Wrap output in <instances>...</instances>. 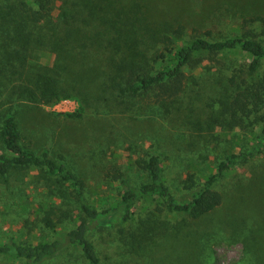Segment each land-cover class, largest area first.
Listing matches in <instances>:
<instances>
[{"label":"rangeland","instance_id":"1","mask_svg":"<svg viewBox=\"0 0 264 264\" xmlns=\"http://www.w3.org/2000/svg\"><path fill=\"white\" fill-rule=\"evenodd\" d=\"M136 1L151 19L179 21L187 33L195 29L208 39H219L247 29L264 42V29L253 20L257 14L264 15V0ZM71 6V0H55L54 12ZM227 55L223 62L206 59L199 66L184 68L190 84L180 98V112H166L150 94L131 97L125 106L112 105L97 101L92 90L74 93L63 85L73 95L51 104L20 97L12 88L0 92V121L2 114L11 110L25 143L35 150L46 147L53 156L62 154L83 179L86 200L99 210L121 189L112 179L114 168L126 174L132 186H138L148 179L142 165L152 153L162 161L170 190L182 199L189 195V189L183 187L188 172H193L199 183L208 164L216 165L226 154L253 146L241 126L225 124L207 132L189 123L219 111L221 100L231 93L228 78L238 68L239 55ZM54 59L46 49L35 50L27 59V75H35L40 67H52ZM263 74L264 62L257 75ZM195 95L199 99L190 102ZM84 98L87 100L81 102ZM77 109L78 116H66ZM49 185L36 168L0 176L1 241L10 237L38 240L47 231L40 221L43 212L36 210L51 199L70 210V217L60 225L72 224L78 202L69 187L62 185L59 191L58 187L49 190ZM214 188L223 195L222 203L198 218L165 209L156 212L151 200L140 199L126 223L95 226L91 240L97 264H264V144L238 160ZM148 232L154 233L152 240L139 239ZM0 264L23 263L0 255ZM42 264L89 263L78 250L71 249Z\"/></svg>","mask_w":264,"mask_h":264},{"label":"trees","instance_id":"2","mask_svg":"<svg viewBox=\"0 0 264 264\" xmlns=\"http://www.w3.org/2000/svg\"><path fill=\"white\" fill-rule=\"evenodd\" d=\"M71 3V7L55 13V0H0V92L7 93L12 88L20 97L51 104L73 95L66 86L74 93L92 90L97 101L124 106L131 97L145 93L166 112H180V98L190 84L184 68L199 66L206 59L223 62L227 54H238V68L228 78L232 91L221 100L220 110L189 123L207 132L225 124L241 126L253 146L226 154L216 165L208 164V172L201 173L199 183L195 174L188 172L183 187L189 189V195L182 199L166 183L162 161L156 153L143 161L148 179L138 186H132L128 176L114 168L112 179L121 189L99 210L86 200L85 183L64 156H53L46 147L35 150L25 143L13 112L6 110L0 121V176L36 168L49 181V190L58 187L61 191L65 185L78 202V213L71 217L70 225H60L70 217V210L51 199L36 210L43 212L40 221L47 231L38 240H0V255L23 264H42L71 249L78 250L89 264H97L99 258L91 240L95 226L126 223L140 199L151 200L156 212L165 209L201 217L223 201V195L214 188L216 181L238 160L246 159L264 144V74L257 75L264 62V42L253 32L246 29L208 39L195 29L187 33L179 21L151 19L136 0ZM253 20L264 29V15L257 14ZM37 49L53 53L54 64L27 75V59ZM195 99L199 97L191 96L190 102ZM79 114L78 109L66 112L69 117ZM24 226L30 227L29 220L24 221ZM153 236L148 232L139 239L146 242Z\"/></svg>","mask_w":264,"mask_h":264}]
</instances>
